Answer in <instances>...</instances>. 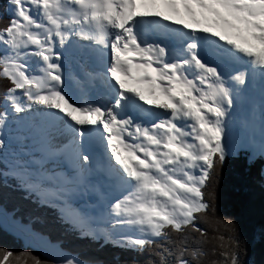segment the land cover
I'll list each match as a JSON object with an SVG mask.
<instances>
[{
  "label": "snow or ice",
  "instance_id": "6c2138e0",
  "mask_svg": "<svg viewBox=\"0 0 264 264\" xmlns=\"http://www.w3.org/2000/svg\"><path fill=\"white\" fill-rule=\"evenodd\" d=\"M0 21V237L22 249L0 264H106L68 237L252 264L217 182L242 159L264 191V0H0Z\"/></svg>",
  "mask_w": 264,
  "mask_h": 264
},
{
  "label": "trees",
  "instance_id": "16d2710c",
  "mask_svg": "<svg viewBox=\"0 0 264 264\" xmlns=\"http://www.w3.org/2000/svg\"><path fill=\"white\" fill-rule=\"evenodd\" d=\"M217 193L218 208L225 211L219 215L221 217L232 216L237 222L241 240L247 247V259L252 264H264V191L259 182L249 174L242 159H230L225 164L217 182ZM207 227L210 230L209 225ZM216 235L214 231L208 236L213 244ZM66 244L72 250L95 255L106 261V264H133V261L127 259L125 254L112 247L100 249L95 244L78 241L73 237H68ZM206 245L207 243L204 248L209 252L210 249ZM0 246H8L17 251L22 250L20 242L14 241L11 237H0ZM34 254L41 255L35 251Z\"/></svg>",
  "mask_w": 264,
  "mask_h": 264
},
{
  "label": "rangeland",
  "instance_id": "374dc122",
  "mask_svg": "<svg viewBox=\"0 0 264 264\" xmlns=\"http://www.w3.org/2000/svg\"><path fill=\"white\" fill-rule=\"evenodd\" d=\"M235 38V37H234ZM241 42H243V41H241ZM133 83V82H132ZM141 86V85H140ZM126 87H127V85H126ZM147 94V93H146ZM225 211H223V210H221V209H219V213H224ZM227 213V212H226ZM230 215V214H229ZM228 215V216H229ZM232 219H233V217L232 216H230ZM209 227H210V230L208 231V236H210L213 232H214V225H209ZM208 236H207V245H206V247L208 248V249H210V251H209V256H208V258H207V260H211L212 259V253H211V248H212V245H213V243L211 242V240L209 241V239H208ZM207 262V261H206Z\"/></svg>",
  "mask_w": 264,
  "mask_h": 264
},
{
  "label": "bare ground",
  "instance_id": "6f19581e",
  "mask_svg": "<svg viewBox=\"0 0 264 264\" xmlns=\"http://www.w3.org/2000/svg\"><path fill=\"white\" fill-rule=\"evenodd\" d=\"M127 85V87H135V88H140V86L139 85H137V84H135V83H132V82H129V83H127L126 84ZM142 88V87H141ZM146 94V93H145Z\"/></svg>",
  "mask_w": 264,
  "mask_h": 264
}]
</instances>
